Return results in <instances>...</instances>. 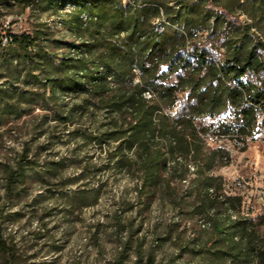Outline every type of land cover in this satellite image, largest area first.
Instances as JSON below:
<instances>
[{
  "label": "rangeland",
  "instance_id": "obj_1",
  "mask_svg": "<svg viewBox=\"0 0 264 264\" xmlns=\"http://www.w3.org/2000/svg\"><path fill=\"white\" fill-rule=\"evenodd\" d=\"M75 7L62 0L0 2V227L8 243L0 264H148L151 257L152 264H253L228 258L223 241L214 240V219L227 206L206 197L193 160L168 158L161 180L141 187L138 165L119 158L134 159L133 149L118 153L116 142L88 138L112 117L95 99L59 91L25 102L23 92L42 88L47 73L38 58L20 60L10 37L31 34L61 57L78 42ZM259 22L264 30V18ZM243 139L208 137L210 147L224 149L212 172L222 177L220 193L243 198L233 217H255L264 215V122ZM24 149L27 168L9 189L8 164L22 160ZM98 182V200L81 205L74 191Z\"/></svg>",
  "mask_w": 264,
  "mask_h": 264
},
{
  "label": "trees",
  "instance_id": "obj_2",
  "mask_svg": "<svg viewBox=\"0 0 264 264\" xmlns=\"http://www.w3.org/2000/svg\"><path fill=\"white\" fill-rule=\"evenodd\" d=\"M62 1L76 5L71 29L78 42L65 55L46 51L28 33L10 37L20 60L38 58L47 73L42 88L23 92L25 102L34 105L59 91L95 99L112 117L88 138L116 142L118 153L133 149L134 159L119 158L138 165L141 187L161 180L168 158L193 160L206 197L227 206V214L214 219V240L223 241L228 258L264 264V215L233 217L243 198L220 193L222 177L212 171L224 149L208 142L234 135L246 142L264 122V30L258 26L264 0ZM21 155L8 164L9 189L27 168L28 150ZM102 186L74 195L81 205L94 203ZM0 248L8 249L1 227Z\"/></svg>",
  "mask_w": 264,
  "mask_h": 264
},
{
  "label": "bare ground",
  "instance_id": "obj_3",
  "mask_svg": "<svg viewBox=\"0 0 264 264\" xmlns=\"http://www.w3.org/2000/svg\"><path fill=\"white\" fill-rule=\"evenodd\" d=\"M235 217V216H234Z\"/></svg>",
  "mask_w": 264,
  "mask_h": 264
}]
</instances>
